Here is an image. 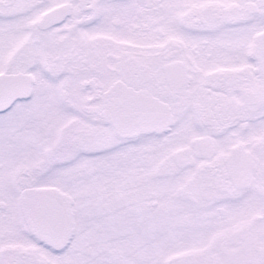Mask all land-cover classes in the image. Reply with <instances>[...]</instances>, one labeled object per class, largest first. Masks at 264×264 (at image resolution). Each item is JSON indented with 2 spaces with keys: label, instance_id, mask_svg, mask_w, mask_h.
Listing matches in <instances>:
<instances>
[{
  "label": "snow or ice",
  "instance_id": "1",
  "mask_svg": "<svg viewBox=\"0 0 264 264\" xmlns=\"http://www.w3.org/2000/svg\"><path fill=\"white\" fill-rule=\"evenodd\" d=\"M0 264H264V0H0Z\"/></svg>",
  "mask_w": 264,
  "mask_h": 264
}]
</instances>
